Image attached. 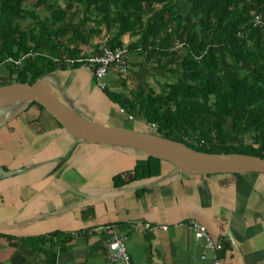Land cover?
<instances>
[{
    "label": "crops",
    "instance_id": "obj_1",
    "mask_svg": "<svg viewBox=\"0 0 264 264\" xmlns=\"http://www.w3.org/2000/svg\"><path fill=\"white\" fill-rule=\"evenodd\" d=\"M109 74L108 84L115 80ZM8 75L0 63V80ZM43 80L81 117V109L97 108L118 119L119 108L94 86L87 66ZM145 154L80 140L28 100L0 108V264H109V233L84 232L98 224L125 235L131 264H213L192 220L221 244L224 264H264V174H194L164 159L157 175L115 185L113 176ZM56 231L71 237L45 241L43 254L21 242Z\"/></svg>",
    "mask_w": 264,
    "mask_h": 264
},
{
    "label": "trees",
    "instance_id": "obj_2",
    "mask_svg": "<svg viewBox=\"0 0 264 264\" xmlns=\"http://www.w3.org/2000/svg\"><path fill=\"white\" fill-rule=\"evenodd\" d=\"M184 9L176 0H0V62L23 56L20 64L5 63L9 75L0 85L80 66L94 84L83 58L100 51L101 34L110 47L127 34L132 65H152L168 77L158 92L141 84L126 90L120 78L121 90L110 83L99 89L125 119L198 151L264 158V0H184ZM162 160L146 153L114 175V184L155 176ZM60 234L20 240L43 254L45 241L71 237Z\"/></svg>",
    "mask_w": 264,
    "mask_h": 264
},
{
    "label": "water",
    "instance_id": "obj_3",
    "mask_svg": "<svg viewBox=\"0 0 264 264\" xmlns=\"http://www.w3.org/2000/svg\"><path fill=\"white\" fill-rule=\"evenodd\" d=\"M20 100H33L41 104L69 134L80 140L127 145L173 162L194 174H264V158L256 155L202 152L154 133L92 122L74 112L59 91L42 78L32 83L0 85V108Z\"/></svg>",
    "mask_w": 264,
    "mask_h": 264
},
{
    "label": "built area",
    "instance_id": "obj_4",
    "mask_svg": "<svg viewBox=\"0 0 264 264\" xmlns=\"http://www.w3.org/2000/svg\"><path fill=\"white\" fill-rule=\"evenodd\" d=\"M258 21L259 20L256 18L255 22L258 23ZM124 36L122 37V43L116 47H110L105 40H103L98 53H90L83 58L88 66L93 67L92 77L98 89L105 88L107 84L106 78L109 76L110 72L113 73L114 79H122L126 77L130 71L129 52L127 47L129 40ZM22 58L23 56L18 59L6 57L0 63L20 64ZM119 111L122 113L123 109L119 108ZM128 118L131 119L132 117L129 115ZM148 128L155 130L156 124L148 123ZM191 227L193 229L194 239L202 240L204 242V248L212 252L213 264H224L217 254V250L221 247V244L209 235L206 227L195 220L191 221ZM85 232H108L109 236L104 240V256L108 263L131 264L125 244V235L114 231L110 224H98Z\"/></svg>",
    "mask_w": 264,
    "mask_h": 264
},
{
    "label": "rangeland",
    "instance_id": "obj_5",
    "mask_svg": "<svg viewBox=\"0 0 264 264\" xmlns=\"http://www.w3.org/2000/svg\"><path fill=\"white\" fill-rule=\"evenodd\" d=\"M176 2H178L180 4V6L182 7V12L185 13L184 0H176ZM124 37H128V35L125 34ZM105 39H106V35L101 34L99 37V40L103 41ZM132 61H133V57L130 56V69H129L130 71L126 75V77L122 78L123 80H125L126 90L133 89V88L137 87L138 84H141L144 86L145 90H148L150 87H152L156 92L160 91L161 90L160 84L163 81H165V79H167L168 73L166 74V72L164 70L154 69L152 65H148L147 67H143V66H139V65L133 66L131 63ZM107 80H108V78H107ZM110 84H111L110 89L113 91H115V90L119 91L122 89L121 87L118 86V84L115 82V80L110 82ZM83 105H85V104H83ZM116 107H114V109H116ZM84 109L85 110L81 109V115L83 117H86L87 119L93 121V122H99V123L106 124V125L116 124V125H121V127L126 126L129 128L135 129V130H139V131L141 129L143 130V125L140 123V121L127 120V119H125V115L121 112L118 113V119L115 121H112L111 119L103 118L102 114L95 112L97 110V108H94V109L84 108ZM62 138L64 140L63 136H61V139ZM235 140H236V137L229 134V141H235ZM243 140H245V141L250 140V136L243 137ZM114 152H117V151H114Z\"/></svg>",
    "mask_w": 264,
    "mask_h": 264
}]
</instances>
